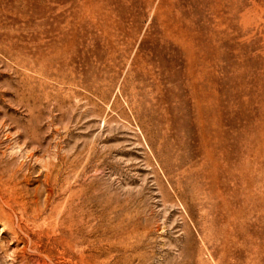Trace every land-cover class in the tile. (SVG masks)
Wrapping results in <instances>:
<instances>
[{"label": "rangeland", "instance_id": "374dc122", "mask_svg": "<svg viewBox=\"0 0 264 264\" xmlns=\"http://www.w3.org/2000/svg\"><path fill=\"white\" fill-rule=\"evenodd\" d=\"M0 264H264V0H0Z\"/></svg>", "mask_w": 264, "mask_h": 264}]
</instances>
